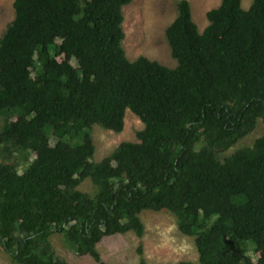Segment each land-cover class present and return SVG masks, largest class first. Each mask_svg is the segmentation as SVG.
Wrapping results in <instances>:
<instances>
[{"label": "trees", "instance_id": "16d2710c", "mask_svg": "<svg viewBox=\"0 0 264 264\" xmlns=\"http://www.w3.org/2000/svg\"><path fill=\"white\" fill-rule=\"evenodd\" d=\"M131 2L15 0L0 35V247L15 264H69L50 240L60 233L106 264L104 238L143 237L141 213L168 210L199 264H264V136L218 156L264 122V0H222L203 32L180 0L166 32L175 68L127 57ZM127 110L145 124L139 141L93 161V126L120 133ZM87 179L95 196L79 190Z\"/></svg>", "mask_w": 264, "mask_h": 264}, {"label": "rangeland", "instance_id": "374dc122", "mask_svg": "<svg viewBox=\"0 0 264 264\" xmlns=\"http://www.w3.org/2000/svg\"><path fill=\"white\" fill-rule=\"evenodd\" d=\"M180 0H132L123 8L125 21V40L123 42L127 57L134 61L141 56L175 68L177 60L167 40V29L178 15ZM192 7L193 19L203 32L208 27V12L220 7L222 0H188ZM253 0H243V8L248 10ZM15 0H0V35L16 17ZM76 65V62L74 61ZM35 76V73H33ZM8 116H0V130L5 126ZM145 124L132 111L127 110L124 130L120 133L94 125L92 136L96 146L93 161L100 162L111 155L123 142H138V133L144 130ZM264 136V122L259 120L257 128L227 151H219L221 161L234 154L238 149L251 147L255 141ZM57 137L51 138V144L58 143ZM0 145V160L3 158ZM33 156H31V159ZM12 161L20 164L19 171H24L30 163L24 154L15 152ZM79 190L95 196L97 188L91 179L85 180ZM145 224V234L139 237L135 232L106 237L98 245V250L106 264H139L138 247H144V257L148 264H179L181 262L200 263V254L196 237L183 234L178 226L177 217L168 210L155 212L145 210L141 213ZM58 256L69 264H100L91 256H80L71 249L63 234L57 233L50 238ZM249 254L257 261L253 246ZM0 264H15L9 254L0 247Z\"/></svg>", "mask_w": 264, "mask_h": 264}]
</instances>
